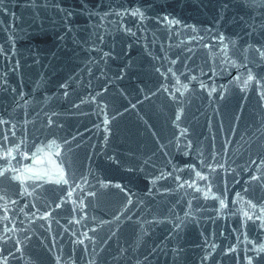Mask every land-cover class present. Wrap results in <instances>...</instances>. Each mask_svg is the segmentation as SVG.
<instances>
[{
	"label": "water",
	"instance_id": "water-1",
	"mask_svg": "<svg viewBox=\"0 0 264 264\" xmlns=\"http://www.w3.org/2000/svg\"><path fill=\"white\" fill-rule=\"evenodd\" d=\"M0 264H264V0H0Z\"/></svg>",
	"mask_w": 264,
	"mask_h": 264
}]
</instances>
